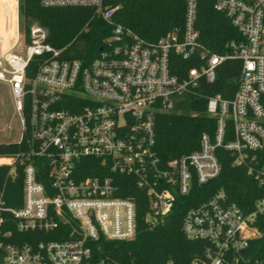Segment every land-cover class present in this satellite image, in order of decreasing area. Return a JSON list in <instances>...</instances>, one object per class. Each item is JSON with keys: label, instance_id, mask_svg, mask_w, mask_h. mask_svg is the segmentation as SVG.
Listing matches in <instances>:
<instances>
[{"label": "built area", "instance_id": "built-area-1", "mask_svg": "<svg viewBox=\"0 0 264 264\" xmlns=\"http://www.w3.org/2000/svg\"><path fill=\"white\" fill-rule=\"evenodd\" d=\"M112 1L39 0L44 7H89L92 18L110 27L94 55L77 58L67 49L78 35L58 48L38 23L26 34L13 0L15 38L0 45V83L9 88L22 132L18 141L5 142L18 148L0 154V166L7 167L6 181L22 179V195L8 199L0 185V264H117L94 262L93 245L100 237L134 238L135 199L116 195L112 176H82L87 159L135 177L147 196L145 221L153 226L176 195L218 177L220 148L233 166L246 169L262 195L249 210L223 190L190 206L182 231L204 242L202 256L191 264H263L247 248L264 230V0H211L239 35L224 54L201 40L198 0H185L182 25L154 40L116 22ZM227 58L240 62L236 90L230 98L205 97L200 88L215 80ZM201 97L214 131L201 134L197 149L161 161L154 149L156 116L180 112ZM40 164L46 172L38 171ZM62 225L69 227L64 239L45 238Z\"/></svg>", "mask_w": 264, "mask_h": 264}, {"label": "trees", "instance_id": "trees-1", "mask_svg": "<svg viewBox=\"0 0 264 264\" xmlns=\"http://www.w3.org/2000/svg\"><path fill=\"white\" fill-rule=\"evenodd\" d=\"M18 3L21 24L26 34L29 26L36 22L47 29V41L58 48L78 35V41L67 49L71 57L94 55L100 39L110 34V27L102 20L92 18L89 7H44L39 0H18ZM112 3L118 5L115 21L148 40L157 39L183 23L185 0H113ZM196 26L204 44L219 54L227 52L225 45L229 40L239 37L228 18L213 9L211 0L197 1ZM82 28L84 30L79 34ZM239 73V60L227 58L217 67L215 80L212 83L204 82L200 89L205 97L220 94L230 98L236 90ZM205 97L190 99L183 112L156 116L154 149L161 161L197 149L201 134L214 131L215 119L205 114ZM17 148L16 143L1 142L0 154L14 153ZM217 156L221 164L218 177L206 184L194 182L189 194L176 195L171 210L153 226L145 221L147 196L136 185L135 177L115 172L109 165L102 166L97 161L87 159L82 176H112L117 185L116 195L133 197L136 203L134 238L126 241L98 238L93 245L94 262L105 259L117 264H167L168 261L173 264H191L193 259L202 256L204 242L189 240L182 231L186 210L218 190H223L230 202L237 203L245 210H249L254 199L262 195L246 169L232 165L228 151L220 148ZM46 170V165H38L40 173ZM6 172L7 167L0 166V185L5 183L8 199L14 195L20 198L22 179L19 177L15 182L6 181ZM68 230V226L62 225L58 231L50 232L45 238L64 239ZM247 250L251 257L262 260L264 264V230L260 237L250 241Z\"/></svg>", "mask_w": 264, "mask_h": 264}, {"label": "rangeland", "instance_id": "rangeland-1", "mask_svg": "<svg viewBox=\"0 0 264 264\" xmlns=\"http://www.w3.org/2000/svg\"><path fill=\"white\" fill-rule=\"evenodd\" d=\"M13 3H14L13 0H0L1 35L4 32V28H3L4 6L6 5V7H11ZM20 21L22 22L21 17H20ZM13 30H14V26H13ZM12 38L13 39L15 38V32L14 34H12L11 40H13ZM20 50L21 49L18 46L17 48H15L14 51H20ZM183 111L184 110L180 112ZM21 132H22L21 121L14 109V104L10 96L9 88L6 84L0 83V142H16L19 140Z\"/></svg>", "mask_w": 264, "mask_h": 264}, {"label": "bare ground", "instance_id": "bare-ground-1", "mask_svg": "<svg viewBox=\"0 0 264 264\" xmlns=\"http://www.w3.org/2000/svg\"><path fill=\"white\" fill-rule=\"evenodd\" d=\"M11 11L8 13V11H5L3 13V28H4V33H3V38L1 36L0 32V45L7 47L11 43V37H12V32H13V18H14V10H13V5L10 7ZM13 39V38H12Z\"/></svg>", "mask_w": 264, "mask_h": 264}, {"label": "crops", "instance_id": "crops-1", "mask_svg": "<svg viewBox=\"0 0 264 264\" xmlns=\"http://www.w3.org/2000/svg\"><path fill=\"white\" fill-rule=\"evenodd\" d=\"M7 9H8V10H5V9H4V12H5V11H8V13H10V11H11L10 7H7ZM4 12H3V13H4ZM3 33H4V32H3ZM1 36H2V38H3V34H2Z\"/></svg>", "mask_w": 264, "mask_h": 264}]
</instances>
